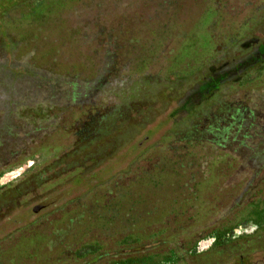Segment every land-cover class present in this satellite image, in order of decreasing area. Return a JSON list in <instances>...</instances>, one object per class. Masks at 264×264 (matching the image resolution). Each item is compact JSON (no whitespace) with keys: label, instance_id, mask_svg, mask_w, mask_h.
Wrapping results in <instances>:
<instances>
[{"label":"trees","instance_id":"trees-1","mask_svg":"<svg viewBox=\"0 0 264 264\" xmlns=\"http://www.w3.org/2000/svg\"><path fill=\"white\" fill-rule=\"evenodd\" d=\"M30 1L14 2L26 4L15 35L0 33V177L36 157L45 163L25 187L0 188V210L27 208L30 192L36 200L86 179L84 194L50 211L55 264H191L217 243L264 228V40L242 50L230 34L220 56L151 72L173 38L170 19L143 18L132 0ZM150 25L157 29L136 30ZM208 37L202 42L214 44ZM249 72L256 79L244 80ZM235 73L238 85L227 81ZM191 92L199 102H187L164 131L145 174L125 184L119 174L98 177L99 162ZM31 212L25 232L47 215ZM248 254L235 256L242 264Z\"/></svg>","mask_w":264,"mask_h":264},{"label":"rangeland","instance_id":"rangeland-1","mask_svg":"<svg viewBox=\"0 0 264 264\" xmlns=\"http://www.w3.org/2000/svg\"><path fill=\"white\" fill-rule=\"evenodd\" d=\"M17 1L19 0H0V33L7 30L15 35V25L19 14L22 10H26V4L17 5ZM132 1L135 2L132 11L143 13V18L157 14L159 18L157 20L160 23H166L168 22L167 19H170L165 32L172 35L173 38L166 43L159 54V59L152 64L150 63L149 70L151 72L161 68H164L163 72H166L168 68L182 69L187 64L204 63L210 57L220 56L223 52L222 49L227 47L223 44L222 38L230 34H233L240 41V49L242 50H247L251 42L255 40H264V0H142L148 6L139 3L141 0ZM33 2L40 4L42 0H31L29 6H32ZM138 29L147 32L157 28L150 25L136 30ZM245 34H248L249 38L244 39L242 36ZM208 36L213 37L214 44L209 43L208 39L206 42H202L204 38H209ZM188 44H194V46L190 49V55L185 56L184 47ZM235 55H238V52ZM216 72L217 70L214 71V73ZM249 74V77L247 75L243 79H249L248 81L256 79L257 76L253 72H249ZM237 79L238 76L235 73L229 76L227 81L234 80L238 85ZM192 94L193 92L187 93L178 102L174 101L165 110L158 112L152 121L144 124L142 130L130 143L124 144L119 149L117 155L99 162L95 167L98 177L105 178L119 174L122 175V183L125 184L133 178L135 173L145 174L151 168V156H155L152 153H159L162 150L161 137L164 131L180 119L192 104L199 102V96ZM44 160V157H36L34 161H29L4 173L0 177V188H11L15 185L25 187L24 180L28 179L39 165L44 164ZM87 184L86 179L73 182L55 195L56 189L54 188V190H49L46 197L36 200L34 199L35 193L30 192L22 198L23 204L27 208L13 207L10 210L2 208L0 210V264H55L54 245L50 240L55 234L52 226L55 213L50 211L56 201L60 199L69 201L84 194L88 189ZM38 191L39 189H37V193ZM26 209L30 212L31 209L36 212L39 211V215H47L43 222L39 225L33 223L25 232L24 227L28 226L35 216L32 212L33 215L31 214L28 218L21 216ZM30 230L38 232L36 237L40 235V239H32L33 235H29L32 232ZM26 236L29 240L23 242L27 244V247L23 242V246H21V241ZM21 249L23 251L25 249V253ZM255 250L260 251L253 254ZM263 250L264 228H259L257 231L246 235L217 243L206 252L193 255L190 262L191 264H240L235 255L239 251H245L251 252V254L245 256L242 264H257L262 260L261 257L263 258ZM33 251L35 256H33ZM5 254H9V257L13 259L9 258V260L4 261ZM61 257L64 258L65 255ZM115 259H119V256ZM7 261L9 262L7 263ZM109 261L112 260H105L96 264H111ZM68 262L67 259H64L59 264H67ZM116 264H124V262Z\"/></svg>","mask_w":264,"mask_h":264}]
</instances>
